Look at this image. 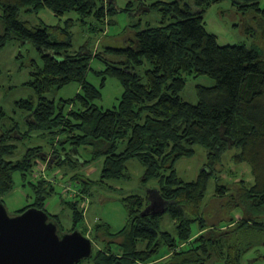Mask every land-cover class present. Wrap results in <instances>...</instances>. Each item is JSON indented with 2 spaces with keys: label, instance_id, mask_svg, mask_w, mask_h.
<instances>
[{
  "label": "trees",
  "instance_id": "16d2710c",
  "mask_svg": "<svg viewBox=\"0 0 264 264\" xmlns=\"http://www.w3.org/2000/svg\"><path fill=\"white\" fill-rule=\"evenodd\" d=\"M136 1L158 11L160 22L146 27L139 22L125 46H107L94 54L73 49L74 28L93 18L91 30H104L113 23L109 17L119 12L115 0H0V50L10 40L31 42L44 61L42 67L32 64L31 79L27 82L36 97L16 102L25 110L27 130L21 132L17 126L5 131L0 127V202L14 188L17 171L26 182L45 163L49 171L66 162L75 167L78 163L72 160L69 144L75 150L85 147L93 158L105 157L99 180L102 183L111 178H129L127 162L136 158L146 168L145 180L158 179L159 189L152 193L156 198H151L150 193L147 197L124 196L128 220L117 232L112 231L109 223L97 221L92 229L93 240L102 245L94 248L93 256L88 258L92 264H210L220 255L225 257L226 264H241L243 243L260 241L258 235L264 232L261 0H228L247 17L243 21L250 22L247 32L257 37L252 45H221L217 35L206 28L207 10L227 0H158L150 5L130 0L120 12L137 11ZM44 8L61 18L71 13L77 18L60 19L58 24L51 25L40 17ZM93 58L104 62L106 68L92 71ZM90 71L101 78L99 86L88 79ZM186 73L215 80L212 86H197V104L185 101L181 95ZM109 76L120 81L123 92L117 105L105 109L97 100L102 97ZM73 82L81 86L76 96H50ZM6 115L0 107V119ZM35 131L50 139L52 155L45 151V146L37 145L13 159L17 140H25ZM196 145L208 150L211 164L232 148L239 151L234 155L235 162L250 164L254 177L251 185L239 181L235 193L226 185L217 188V197H230L228 203L232 201L244 208L242 218L217 226L205 216L204 200L212 167L205 166L193 181L178 177L177 161L192 157ZM72 179L77 180L80 192L69 201L74 223L70 232L78 230L77 225L85 221L82 203L91 186L98 184L80 174ZM29 183L36 199L16 214L31 207L49 213L45 202L55 191L53 182L39 178ZM150 199L162 202L165 211L150 209L142 215L151 204ZM49 215L63 233L57 215ZM164 215L174 221L176 233L162 228ZM195 224L199 225V235L193 231ZM81 232L87 236V228Z\"/></svg>",
  "mask_w": 264,
  "mask_h": 264
},
{
  "label": "rangeland",
  "instance_id": "374dc122",
  "mask_svg": "<svg viewBox=\"0 0 264 264\" xmlns=\"http://www.w3.org/2000/svg\"><path fill=\"white\" fill-rule=\"evenodd\" d=\"M129 1L115 0L119 12L109 17L113 23L107 24L104 30H99L98 32L91 30L93 18L87 24L79 23L74 28L73 49L95 54L107 46L123 47L128 43L127 39L132 35L136 24L142 22V27H146L148 24L156 25L160 22V13L148 9V6L146 7L139 1L135 2L134 7L137 11L120 12V9L125 8ZM141 1L146 3V1L155 2L158 0ZM260 5L264 9V0H261ZM46 9L44 8L42 11ZM245 18L247 17L239 13L228 0L223 1L212 5L207 10L205 14L206 28L217 35L221 45L241 43L252 45L257 37L247 32V26L250 22L243 21ZM45 19V21H48V17ZM43 62L41 54L31 42L18 43L10 40L0 50V107L4 108L7 113L6 118L0 119V127L2 126L5 131L17 126H19L18 129L21 132L27 130V121L23 118L25 110L22 111L16 102L20 99L36 97L34 89L27 82L31 79L32 64L36 63L37 66L42 67ZM91 68L93 69L92 71H99L105 69L106 65L100 59L94 58L91 61ZM92 71L88 73V79L99 86L101 78ZM185 78L186 86L181 95L185 101L193 104H197L199 101L197 94L198 85L212 86L215 84V80L207 75L186 73ZM80 87V84L73 82L60 90L53 91L50 96L57 99L71 98L76 96L81 90ZM122 92L123 87L120 81L115 77L109 76L102 89V97L97 100V104L105 109L112 108L118 104ZM1 132L0 130V134ZM35 132L30 133L29 136L26 135L28 137H25V140L20 138L17 140L18 143L15 142L18 145V149L12 157L13 159L22 157L29 147L43 145L45 146V151L50 149L48 143L50 139L47 136L46 138L44 135H40L41 133L36 134ZM67 146L70 147L72 145L69 144ZM81 148L83 150V158L88 161L87 163L84 162L81 166L77 164L72 167L70 162H66L63 166L57 168L56 174H54V170L49 171L47 169L46 176L49 177L47 180H56L53 182L55 191L51 197L47 198L45 206L50 214L57 215L61 221L63 233L70 232L74 223L69 201L75 200V196L80 192V189L76 187L78 182L73 180L72 176L80 174L94 183L98 182V184H93L90 191L86 194L88 199L82 203V207L86 210L85 221L83 220L77 225V229L80 231H85L87 228V237L93 240L92 229L97 221L109 223L114 232L119 231L126 225L128 213L122 201L124 196L143 194L147 197L149 189L159 187V181L157 178L145 180L146 168L135 158L127 162L129 178H111L102 183L99 180L101 179L105 157L93 158L89 150L85 147ZM195 148L196 152L192 157H183L177 161L175 167L178 177L184 181H193L197 179L205 166L212 167L213 175L209 180L204 200L205 216L211 224H216L217 226L219 224L226 225L232 219L242 218L244 208L241 205L235 206L232 201L228 203L230 197H228V200L217 197V188L218 185H226L229 186L232 193H235V184L237 182L244 180L248 185H251L254 182V177L250 164L235 162L234 155L239 152L235 148L225 151L220 156L219 161L213 164H211L208 150L204 146L196 145ZM77 159L73 157L72 160L76 162ZM91 167L92 171L88 172ZM33 175H30L25 182L20 171L14 173V188L1 197L4 199V204L9 214L15 215L18 209L31 204L36 199V193L29 183L31 180L34 181ZM70 182L72 183L71 189L66 191ZM75 187L77 188L76 193L72 195L71 191L75 190ZM151 198L156 197L152 194ZM226 200L227 203H225ZM157 207L155 211H161L162 202H159ZM161 222L164 230L176 233L174 221L169 215H164L161 218ZM198 226L197 224L193 226L194 232L198 231ZM258 238L260 240L258 242L253 244L244 242L241 246L244 252L241 264H264V232L262 234L260 232ZM93 244L95 249L102 245L94 240ZM164 260L166 258L162 261ZM79 264H92V262L89 259H85ZM210 264H226L225 257L220 255L216 260L211 261Z\"/></svg>",
  "mask_w": 264,
  "mask_h": 264
},
{
  "label": "water",
  "instance_id": "95a60500",
  "mask_svg": "<svg viewBox=\"0 0 264 264\" xmlns=\"http://www.w3.org/2000/svg\"><path fill=\"white\" fill-rule=\"evenodd\" d=\"M150 200L142 215L158 208L159 202ZM50 218L37 207L11 215L0 202V264H78L93 256L91 238L80 230L60 233Z\"/></svg>",
  "mask_w": 264,
  "mask_h": 264
},
{
  "label": "crops",
  "instance_id": "0c3cea01",
  "mask_svg": "<svg viewBox=\"0 0 264 264\" xmlns=\"http://www.w3.org/2000/svg\"><path fill=\"white\" fill-rule=\"evenodd\" d=\"M161 1H168V0H161ZM146 4L147 5H150V4H152V2L151 1H146ZM40 17L45 21L46 19V17H48V21H45V22H47L48 24H51V25H54V24H57L58 22H59V20L60 19H63V20H66V19H68V18H70V17H73V18H77V15H75V14H73V13H71V14H67V15H65V16H63L62 18L61 17H59V16H57L54 12H52L50 9H46L45 11H42V12H40ZM94 59V58H93ZM96 59V58H95ZM104 69H101V70H99V71H103ZM80 89H81V87H80ZM80 92V91H79ZM78 92V93H79ZM36 134H39V132H35ZM49 153H50V155H52V152L54 151V148L53 149H49V150H47ZM68 151H71V153H72V155H73V157L74 158H78L77 159V162H78V165H80L81 166V164H84V162L85 163H87L88 161H86L84 158H83V150H82V148L81 147H79V148H77L76 150L74 149V146L72 145V146H70V147H68ZM80 161H82V162H80ZM89 171L88 172H91L92 171V167L91 168H89L88 169ZM56 171H57V168H55L54 169V174H56ZM77 187V186H76ZM157 189V188H156ZM156 189H149V193H150V195L152 194V193H157V190ZM158 189H159V187H158ZM148 193V194H149ZM143 195V194H142ZM2 200L4 201V199L2 198ZM164 205V204H163ZM27 206V205H26ZM22 208H24V207H22ZM21 208V209H22ZM18 210H20V209H18ZM17 210V211H18ZM16 211V212H17ZM16 214V213H15ZM239 218H241V217H239ZM201 232L200 231H197V235H199Z\"/></svg>",
  "mask_w": 264,
  "mask_h": 264
},
{
  "label": "built area",
  "instance_id": "2783aa9c",
  "mask_svg": "<svg viewBox=\"0 0 264 264\" xmlns=\"http://www.w3.org/2000/svg\"><path fill=\"white\" fill-rule=\"evenodd\" d=\"M46 171H47V164H42L39 166V168H36L35 169V172H34V175H33V179L36 180V179H39V178H45V179H48L49 177L46 176ZM56 179L54 180H51L50 182H54ZM71 186H72V183H68V186H67V189L66 191H69L71 189ZM76 187H75V190L71 191L72 192V195H74L76 193ZM88 197L87 195H85V202L87 201ZM84 208V207H83ZM84 212H86V210H84ZM91 232V230H89Z\"/></svg>",
  "mask_w": 264,
  "mask_h": 264
},
{
  "label": "flooded vegetation",
  "instance_id": "af4514ba",
  "mask_svg": "<svg viewBox=\"0 0 264 264\" xmlns=\"http://www.w3.org/2000/svg\"><path fill=\"white\" fill-rule=\"evenodd\" d=\"M158 203V202H157Z\"/></svg>",
  "mask_w": 264,
  "mask_h": 264
}]
</instances>
